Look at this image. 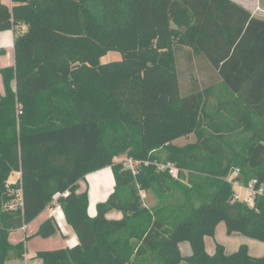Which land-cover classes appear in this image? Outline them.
Listing matches in <instances>:
<instances>
[{"label": "trees", "instance_id": "1", "mask_svg": "<svg viewBox=\"0 0 264 264\" xmlns=\"http://www.w3.org/2000/svg\"><path fill=\"white\" fill-rule=\"evenodd\" d=\"M11 2L0 0V31H13L14 51L13 66L0 69V264L23 257L29 237L12 244L8 234L55 192H67L56 202L78 242L37 250L42 264H264V253L244 244L225 253L216 243L209 254L204 242L220 222L264 242V191L249 205L232 198L227 179L236 172L240 183L264 187V25L252 12L234 0ZM184 47L220 73L219 84L193 79L181 89ZM109 50L121 59L100 63ZM188 135L193 141L173 143ZM124 154L148 163L132 174L113 163ZM167 162L176 178L158 169ZM105 167L113 191L89 216L79 181ZM13 172L20 177L7 187ZM18 189L22 206L6 209ZM177 190L182 201L169 202ZM140 191L156 204L145 205ZM112 209L122 217L107 218ZM56 231L46 218L33 236Z\"/></svg>", "mask_w": 264, "mask_h": 264}, {"label": "crops", "instance_id": "2", "mask_svg": "<svg viewBox=\"0 0 264 264\" xmlns=\"http://www.w3.org/2000/svg\"><path fill=\"white\" fill-rule=\"evenodd\" d=\"M1 2L8 8H11L12 6L11 0H1ZM24 28L25 26L22 25L21 29H24ZM1 48L4 49V52L0 54V69L4 67L13 66L14 51H13V31L12 30L0 31V49ZM3 93H4V88H3V82H2V77L0 73V95H2ZM111 172L112 171L110 167H105L100 170L88 173L84 179L79 181L78 191L81 192L83 190H87V193H88L87 213L89 216L95 215L96 204L99 201H104L108 197V195L113 191L114 178ZM92 175L95 176L96 178L93 182L94 196L91 195L92 185L89 179V177ZM19 177H20L19 172H13L9 176L8 182L14 183L19 179ZM108 184L110 185L108 186ZM148 192L149 191H140L142 199L144 198V196H147ZM143 202L147 206H152V203H150L149 201H144L143 199ZM54 206L55 204L53 202L50 203L33 220H31L27 224H24L25 226L24 228L21 226L9 232L8 240L12 244L17 243L21 240H24L25 237L27 236L29 238L24 241L25 252H24L23 257L21 259H8L5 261V264H34V262H37L38 264H42L41 260L35 257V253L37 250L70 247V246L75 245L78 242V238L75 232L73 231L72 227L67 224L64 218L63 212L62 213L57 212V218H58L59 223L57 224V231L55 234L49 237H46V238H42L39 236H33V234L36 232L38 226L43 220H45L46 218H51L53 217V215H55L56 210ZM106 217L110 219H119L122 217V212L117 209H112L106 213ZM218 225L219 223L217 224L215 228L214 235H216ZM225 230H226V227H225ZM205 237H204V242H205ZM181 244L182 242L179 243V249H181ZM42 245H46V247H49V248H39V247H43ZM53 245H56V246H53ZM222 246L224 247L225 253L232 252L230 250H226L224 245ZM205 249H206V245H205ZM190 253H191V248H190ZM248 253L253 256V254L249 252V249H248ZM188 255L182 254V256L184 257ZM179 264H185V262L181 261Z\"/></svg>", "mask_w": 264, "mask_h": 264}, {"label": "rangeland", "instance_id": "3", "mask_svg": "<svg viewBox=\"0 0 264 264\" xmlns=\"http://www.w3.org/2000/svg\"><path fill=\"white\" fill-rule=\"evenodd\" d=\"M234 1L248 8L252 12L254 18L257 19L259 23L264 25V0H234ZM188 53H191L192 55L191 61H188L187 58ZM242 56H243V52L235 53L234 60L232 62L233 67L236 65V63L239 60H241ZM176 58H177V70L179 74V84L183 91L188 90V88L190 87L191 80L193 79H197L201 87L212 84L217 85L222 80V76L220 75V73L214 70L204 57L192 53V51L186 47L180 49L176 53ZM120 59H121V54L119 52L114 50H109L100 58V63H106ZM193 139L194 137L192 135H188L176 139L173 143L177 145H183L187 142L193 141ZM89 179L92 185L91 195L94 196L93 182L96 178L95 176L92 175L89 177ZM227 179L231 181L233 190L235 192H239L240 198L244 199L247 196V194L245 190L239 188V186H245V185L240 183L236 179V172L230 173L227 176ZM181 182L186 183L185 179H182ZM109 185L110 184H108V186ZM143 199L144 201H149L150 203H152V206L155 205L157 202L155 195L151 191H149L147 196H144ZM169 199H170L169 202L171 203L180 202L182 201L183 196L182 193L179 190H177L174 196L173 195L169 196ZM216 243L224 245L226 250H230L232 252L235 251L240 245L246 244L247 248L249 249V252L253 254V256H261L264 251L263 241L243 235L239 232L228 233L225 230V224L223 222L219 223L217 227L216 235L205 237L206 250L209 254H212L215 251ZM42 246L43 247H39V248H49L46 247V245H42ZM180 250L183 255H188L190 253L189 243L187 241H182ZM34 264H38V263L34 262Z\"/></svg>", "mask_w": 264, "mask_h": 264}, {"label": "built area", "instance_id": "4", "mask_svg": "<svg viewBox=\"0 0 264 264\" xmlns=\"http://www.w3.org/2000/svg\"><path fill=\"white\" fill-rule=\"evenodd\" d=\"M113 163H120L124 169L130 170L132 174H135L138 170V167L141 165V163L147 164L148 161H141L139 159H135L133 157H130L128 155H118L115 156L113 158ZM157 167L159 170H165L167 169L168 172L170 173V175L174 178H176L178 176V169L177 167L171 163V162H167V163H158ZM255 180H251L248 182L247 185L245 186H239V188L244 189L247 196L244 199L240 198V193L239 192H235L233 191L232 194V198L234 200H241V201H245L247 202L249 205L253 204V199L257 196L263 193L264 191V187L263 185H260L258 188H255ZM9 182L7 180L6 182V186L9 187ZM12 192V191H11ZM15 194V198L7 203L4 204V207L6 209H15L16 207H21L22 206V195H21V190L18 189L14 192ZM67 195V192H55L52 195V201L55 204L54 208H55V215H53V219L55 220V222L58 224V218H57V212L58 213H62V209L60 207V205L56 202L57 198L60 196H65ZM23 228L25 227L24 225L22 226Z\"/></svg>", "mask_w": 264, "mask_h": 264}]
</instances>
